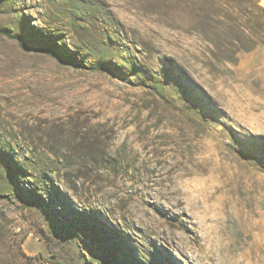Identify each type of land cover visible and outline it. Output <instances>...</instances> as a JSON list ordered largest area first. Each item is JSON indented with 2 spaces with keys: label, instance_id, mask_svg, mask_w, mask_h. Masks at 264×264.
<instances>
[{
  "label": "rangeland",
  "instance_id": "1",
  "mask_svg": "<svg viewBox=\"0 0 264 264\" xmlns=\"http://www.w3.org/2000/svg\"><path fill=\"white\" fill-rule=\"evenodd\" d=\"M0 31V264H264V46L211 74L140 0H0Z\"/></svg>",
  "mask_w": 264,
  "mask_h": 264
},
{
  "label": "trees",
  "instance_id": "2",
  "mask_svg": "<svg viewBox=\"0 0 264 264\" xmlns=\"http://www.w3.org/2000/svg\"><path fill=\"white\" fill-rule=\"evenodd\" d=\"M140 1L151 13L167 21L169 27L198 40L200 45L194 50V57L211 74L220 73L218 65L235 66L239 55L264 46V8L259 0ZM85 13L79 11L76 15L79 24L74 21L73 26L88 32L86 25H90L94 32L93 41L99 38L100 42L109 43L110 37L100 34L93 24V17H86ZM0 36L13 37L6 31H0ZM56 46L54 42L39 51L54 56ZM123 53L129 52L124 50ZM65 59L75 66H83L76 55H67Z\"/></svg>",
  "mask_w": 264,
  "mask_h": 264
},
{
  "label": "crops",
  "instance_id": "3",
  "mask_svg": "<svg viewBox=\"0 0 264 264\" xmlns=\"http://www.w3.org/2000/svg\"><path fill=\"white\" fill-rule=\"evenodd\" d=\"M259 3L264 8V0H259Z\"/></svg>",
  "mask_w": 264,
  "mask_h": 264
}]
</instances>
